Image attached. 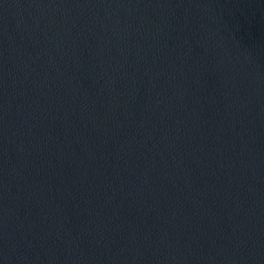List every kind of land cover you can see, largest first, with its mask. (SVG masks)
I'll return each instance as SVG.
<instances>
[{
	"label": "water",
	"instance_id": "water-1",
	"mask_svg": "<svg viewBox=\"0 0 264 264\" xmlns=\"http://www.w3.org/2000/svg\"><path fill=\"white\" fill-rule=\"evenodd\" d=\"M0 264H264V0H0Z\"/></svg>",
	"mask_w": 264,
	"mask_h": 264
}]
</instances>
